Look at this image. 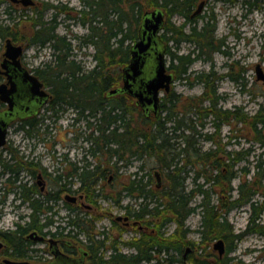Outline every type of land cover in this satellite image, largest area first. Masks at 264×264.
I'll return each mask as SVG.
<instances>
[{"label":"trees","instance_id":"obj_1","mask_svg":"<svg viewBox=\"0 0 264 264\" xmlns=\"http://www.w3.org/2000/svg\"><path fill=\"white\" fill-rule=\"evenodd\" d=\"M201 1L88 0L86 7L84 5L81 10L80 20L84 26L89 22L90 33L81 38L82 40L89 38L93 45L95 52L92 68L85 70L70 59L68 46L53 44L50 48L54 60L43 63L35 70L36 75L53 95L47 107L50 115L53 116L59 110L63 112L69 109L76 112L77 120L85 121V131H88L83 137L87 143L85 156L94 159L95 162L92 168L85 165L78 176L81 189L87 194V198L91 201L95 196L98 199L111 197L107 191L98 189L107 179L106 171L112 157L116 163L125 161L126 158H142L145 162V192L142 201L144 214L142 216L138 214V219L145 220L149 228L158 231L170 224L174 225V230L168 237H163L160 232H147L143 233L141 238L125 242L134 247L136 253L113 254L104 264H140L154 260L157 264L175 262L188 264L183 260L184 252L188 249L186 246L195 244L187 240L190 229L185 227L184 223L187 217L196 211L200 215L196 230L199 234L197 247L204 245L208 248L212 241L222 239L226 249L223 258L215 256L209 261L204 258L202 252L198 255H189L187 259L191 264H230L231 259L226 258V255L233 250L234 243L240 241L244 235L252 233L264 238V224L261 223L264 210L263 162L256 164L257 173L250 180L245 179L250 171L242 168L244 177L240 178L238 186L233 188L232 182L238 178V171L233 169L249 155L251 149L243 152L226 150L231 140L235 138L236 141L239 138L237 133L241 132V128L244 134L250 131L251 138L264 148V108L249 115L239 107L233 110L218 107L223 97L217 94L215 86L217 80L213 79L212 73H201L195 77L204 87L199 96L186 98L183 102L180 95L172 93L162 99L161 112L158 116H144L134 99L125 95H108L111 89L121 84V69L129 61V47L137 38L142 16L147 11L159 8L166 14L161 38L167 47L166 55L170 58L167 71L174 75L175 80L182 79L185 83L189 81L188 69L194 59L191 58L192 53L178 55L172 52L168 45L171 39L176 44L182 41L195 42L197 58L202 55L209 56L215 51L227 54L223 50L224 40H217L214 37L216 30L214 14L192 18L195 8ZM217 1L231 3L234 0ZM244 3L250 8L259 7L257 1L244 0ZM50 8L54 13L64 10L63 6L47 4L45 7ZM35 13L36 16L42 17V12L36 10ZM175 15L181 16L183 24L177 26L170 22L171 17ZM198 19L202 20L199 28L196 25ZM187 23H193L188 31L185 30ZM37 24V19H33L32 27L37 38L42 37L41 40L48 38L53 27L40 26L35 29ZM4 30L5 28L0 26V32ZM169 32L172 36H167L166 33ZM228 77L235 82L240 80ZM180 103H183L184 107H180ZM208 117L211 119L213 129L211 134L203 132ZM36 122L37 120L28 121L19 128L30 135ZM224 125H229L235 134L234 138L228 137L226 142H222L219 135ZM200 137L202 141L210 142L212 148L202 150L198 142ZM12 158L16 162L15 165H20L23 156L14 152ZM18 168V171L26 170L22 166ZM157 170L161 175L159 188L156 187L154 177V171ZM187 179H190V188L185 185ZM120 186L121 191L128 190L126 184L122 183ZM24 188L25 185L18 186V195ZM91 188H95L97 192ZM139 188L140 180L138 178L131 180L129 192L133 193ZM195 198H199V202L190 206V202ZM113 201L118 204L119 195H116ZM244 206H248L250 212L247 228L245 231L234 233L227 215L234 209ZM43 209L49 208L41 204L34 206L36 213ZM73 223L81 231L88 233L92 231L90 220ZM17 233L19 231L12 234ZM14 240L18 242L20 238L15 237Z\"/></svg>","mask_w":264,"mask_h":264},{"label":"flooded vegetation","instance_id":"obj_2","mask_svg":"<svg viewBox=\"0 0 264 264\" xmlns=\"http://www.w3.org/2000/svg\"><path fill=\"white\" fill-rule=\"evenodd\" d=\"M31 1V5L25 6L22 0H0V6L2 4L6 5L4 12L11 22V25L7 26L8 31L6 33L0 32V84L7 82L6 76L3 74L2 63L6 60L5 51L8 42L14 47L21 48V55L18 57V61L24 68L25 63L30 60L26 52L34 47L50 48L53 44L55 46H68L71 54V51L75 48L93 46L89 38L82 40L81 36H78L75 31L76 27L84 26L80 20L81 10L84 5L86 7L88 0H78L80 3L79 8L72 6L71 0L65 3L58 1L53 6H63L64 10L55 12V15L51 16L47 22H44V17L36 16L35 19H37L38 24L35 29L40 26L53 27L48 34V38L44 40H41L42 37L37 38L34 31L26 32V30H18L14 27L19 17H21L17 16L18 11L22 13V17L25 19L27 11H36L35 9L40 6L39 0ZM202 1L204 2L203 8L199 13H195L196 8L192 18L199 17L210 0ZM42 22L44 23L41 25ZM88 23L84 26L87 30L86 35L90 33ZM165 23L166 14L164 12V23L160 31V37ZM17 25L19 24L17 23ZM11 27H14V29ZM60 30H63V32L60 33ZM44 41L45 43H42ZM25 69L43 83L35 71ZM262 73L264 75L263 69ZM43 89L51 98L39 108L36 114L12 121L6 129L5 142L0 147V185H2L0 189V220L7 206L12 208V210L23 211L25 207L28 210L26 213L23 212L25 214L19 215L17 221L12 222L11 228L3 227L0 224V264H13L14 262L26 264H104V262L110 260L111 255L121 253L119 251L120 245L131 248L132 252L129 254L136 253L134 247L122 242V236L126 233H131L135 235L136 238H133L135 240L141 238L143 233L160 232V230L149 228L145 224V220L138 219V214L141 216L144 214L142 201L144 200L145 192V162L142 158L132 157L128 158L129 160L126 158L125 161L117 163L114 157L109 160V166L106 171L107 179L105 181L107 186L102 182V186L98 189L103 192L105 190L111 195L107 199L99 198L105 205L103 207L97 202V196L94 195V199L90 201L87 198V194L81 189V183L78 178L80 172L85 165L90 168L93 167L92 165L95 162L94 159L91 160V163L85 160L87 164L79 166V162L75 158H71V154H69L70 147L77 146L75 141L78 137H75L72 142L60 140L58 148L62 152H58L59 157L56 158V162L54 158L51 160L52 165L50 166H45L40 157L36 155V144H31L29 155L24 156L22 154L21 164L15 165L16 162L12 155L14 152L17 153L18 149L13 141L9 139L10 129L18 122L22 125L28 121L41 118L43 111L48 109L47 107L53 99L52 93L44 84ZM163 92H161L160 96V109ZM164 93L168 95L170 90ZM125 96L131 98L127 95ZM6 109L7 105L0 101V113ZM77 116L74 118L75 121H78ZM47 148L53 154L56 152V145L47 146ZM31 152L32 154H30ZM135 163H138V165L135 166ZM19 166L26 170L18 171ZM132 167H134L133 170L131 169ZM157 172L159 173L158 170ZM137 178L140 180V188L130 193L131 180ZM122 183L126 184L127 191H121L122 187L120 184ZM19 185H25L26 188L22 189L18 198L14 197L11 202L9 196L17 192ZM91 189L95 190V188ZM116 195L120 197L118 204L113 201ZM38 204L49 209L37 212V216V213L34 212V206ZM83 220L92 222V231L90 233L81 231L73 223V221L80 223ZM98 222H100V226L97 224ZM171 225L173 226V224ZM26 228L27 230L25 231L24 229ZM15 231H19V233L13 235L12 233ZM15 237L20 238V240L16 242L14 240ZM14 242L16 243L14 244ZM122 254L129 255L128 253ZM153 262L157 264L155 260L146 264ZM140 264L144 263L141 262Z\"/></svg>","mask_w":264,"mask_h":264},{"label":"rangeland","instance_id":"obj_3","mask_svg":"<svg viewBox=\"0 0 264 264\" xmlns=\"http://www.w3.org/2000/svg\"><path fill=\"white\" fill-rule=\"evenodd\" d=\"M58 1L65 3L68 0H39L40 6H38L35 10L42 12L44 22H47L51 16L55 15L51 8L45 9L46 4L56 5ZM250 1H257L259 7L250 8L244 3V0H234L231 3H222L217 0H210L208 5L204 7L200 14L201 16L209 15L211 13L214 14L216 22L214 37L217 40H224L225 47L223 50L227 52V54H223L222 52H212L209 56L202 55L197 58L198 53L195 42L182 41L176 44L173 39L168 42L169 48L172 52H175L178 55H187L192 53L193 55L191 58H193L194 61L188 69L189 81L185 83L182 79L175 80L171 85L170 93L166 95L163 92L162 99L172 93L180 95L183 102L186 98L199 96L204 91V87L199 80L195 79V77L201 73H212L213 79L217 80L215 83L217 94L223 97V99L219 101L218 107L220 106L222 109L228 110H233L235 107H239L242 111L249 115H253L259 109L264 108V82L256 80L255 73L256 65H260V68L264 71V0ZM70 2L72 6H75L76 8L80 7L78 0H71ZM5 6V4L0 6V26L3 29L5 28L3 33H6L8 31L7 26L11 25L8 16L4 12ZM36 15L35 11H27L25 13L26 18L24 19V17H22V13L18 11L17 16L21 17L17 20L19 25L16 23V26L14 27L18 30L33 32L34 29L32 27V22L33 19L36 18ZM197 21L196 25L197 28H199L202 24V20L198 19ZM170 22L179 26L183 24L184 20L181 16L175 15L171 17ZM191 26H193V23H187L185 25V30L188 31ZM14 27L11 28L14 29ZM75 31L77 35L81 37L87 34L86 27L84 26L76 27ZM61 32H63V30H60V33ZM166 34L167 36H172V33L170 32ZM94 52L93 47L82 46L81 48L73 49L71 51L70 58L80 64L85 70H89L94 65ZM26 55L30 60L25 63V68L30 69L31 71H35L40 68V66L45 62H51L54 60L52 50L49 47H34L29 49L26 52ZM169 64L170 58L167 56L166 65L169 66ZM228 76H232L233 78H238L240 80L235 82ZM116 98L119 99L120 97ZM180 107H184V104L180 103ZM50 114V111H47L46 109L43 111L41 118L37 119L36 126L32 129L33 131H31L30 135L26 134V132L19 128L21 125L20 122L11 127L9 139H11L17 146V155H29V152L31 151L30 145L36 144V155L40 157L45 166H50L52 165L51 160L54 158V161L56 162V158L59 157L58 152H62V150H59L58 148L60 140L72 142L75 137H78L75 141L77 148L71 146L69 154H71V158H75V160L79 162V166H84L87 162L91 163V159L85 156L87 143L84 141L83 137L88 134V131H85V121L82 119L75 121L74 118L76 116V112H72L69 109H66L63 112L59 110L54 113L53 116ZM210 120V117H208L206 120V126L203 129V132H207L209 134L213 133ZM237 134H239V138H237L236 141L231 140V144L226 147V150L229 152H243L250 148L251 152L244 160L234 167L233 170L238 171V178L233 180V188H236L240 182V178L242 179V177H244L241 171L242 168H246L250 171L245 177L246 180H250L252 176L257 173L258 169L255 166L256 164H259L260 161L263 162L262 169L264 170V148H261L258 143L251 138L252 134L250 131L244 134L241 128V132ZM219 135L222 142H226L228 137L234 138L235 134L229 125H224L220 129ZM198 142L202 150L212 148L211 143L202 141L201 137ZM54 145H56V152L53 154L48 150L47 146ZM30 154H32V152ZM85 160H87V162ZM136 165H138V163H135V166ZM131 169L133 170L134 167ZM103 183L107 186L105 181H103ZM185 185L187 188H190V179L186 180ZM1 187L2 185H0V189ZM235 195L236 193L234 192L233 196ZM14 197L18 198L17 192H15L14 195L9 196L11 202ZM97 202L100 206H105L103 201L100 199H98ZM198 202L199 198H195L189 205L194 206ZM27 211L26 207L23 211H21L12 210V208L7 206L3 212L4 214L0 220V224L3 227L11 228L12 222L17 221L18 216L25 214ZM249 215L250 212L248 206H244L240 209H234L227 215L229 223L233 226L234 233L246 230ZM199 221L200 215L196 211L190 214L184 223V226L190 229V233L187 234L186 237L187 240L195 244V246H186V248H190L191 250L189 252H184L188 264H191L187 259L189 255H198L201 252L203 253L204 258L208 261L214 259L215 256L218 257V253L213 250V243L216 240L212 241L208 248L204 245L199 248L197 247L199 243V234L196 230L198 229ZM100 222L97 223L99 226ZM261 223L264 224V210L261 215ZM173 230L174 225L172 226L170 224L167 228H161L160 234L162 233L163 237H168ZM133 238H136L135 235L126 233L122 236V242H130L134 240ZM158 238L160 239V235ZM119 251L121 253L128 254L132 252L131 248H127L122 245H120ZM224 256L225 254L222 258ZM226 258L231 259L230 264H264V238L260 235L252 233L244 235L240 241L234 243L233 250L226 255ZM151 264L155 263L153 262ZM173 264L181 263L175 262Z\"/></svg>","mask_w":264,"mask_h":264},{"label":"water","instance_id":"obj_4","mask_svg":"<svg viewBox=\"0 0 264 264\" xmlns=\"http://www.w3.org/2000/svg\"><path fill=\"white\" fill-rule=\"evenodd\" d=\"M22 3L31 5V0H22ZM204 6L200 2L195 13H199ZM164 23V11L154 9L143 14L138 28L137 38L129 47L130 58L121 69V84L111 89L109 96L117 94L134 98L136 105L146 117L158 116L160 109L161 92H169L175 77L167 71L166 44L160 37ZM21 48L14 47L10 42L6 45L5 61L2 63L7 82L0 84V101L7 105V109L0 113V147L5 142L8 125L17 119H24L36 114L39 108L51 96L43 89V83L30 74L18 61ZM256 80L264 82V75L260 65H256ZM156 186L160 187L159 173L155 172ZM1 247V243H0ZM213 250L218 257L225 254V243L218 239L213 243ZM189 251V248L186 252ZM186 263V257L183 256ZM13 264H26L14 262Z\"/></svg>","mask_w":264,"mask_h":264},{"label":"bare ground","instance_id":"obj_5","mask_svg":"<svg viewBox=\"0 0 264 264\" xmlns=\"http://www.w3.org/2000/svg\"><path fill=\"white\" fill-rule=\"evenodd\" d=\"M105 8V7H104ZM106 9V8H105ZM81 44V43H80ZM91 108V107H90ZM33 131V130H32ZM35 132V131H34ZM65 188V187H64ZM57 195V194H56Z\"/></svg>","mask_w":264,"mask_h":264}]
</instances>
